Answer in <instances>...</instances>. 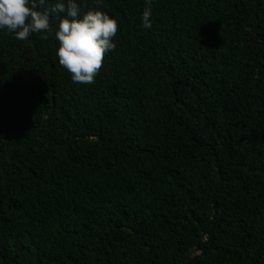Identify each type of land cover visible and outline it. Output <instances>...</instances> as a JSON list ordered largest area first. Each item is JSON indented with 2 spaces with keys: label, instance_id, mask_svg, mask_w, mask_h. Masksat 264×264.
I'll list each match as a JSON object with an SVG mask.
<instances>
[{
  "label": "trees",
  "instance_id": "trees-1",
  "mask_svg": "<svg viewBox=\"0 0 264 264\" xmlns=\"http://www.w3.org/2000/svg\"><path fill=\"white\" fill-rule=\"evenodd\" d=\"M77 3L91 84L0 32V264H264V0Z\"/></svg>",
  "mask_w": 264,
  "mask_h": 264
},
{
  "label": "clouds",
  "instance_id": "clouds-1",
  "mask_svg": "<svg viewBox=\"0 0 264 264\" xmlns=\"http://www.w3.org/2000/svg\"><path fill=\"white\" fill-rule=\"evenodd\" d=\"M153 2L144 0L140 13L146 29L151 28ZM50 18L56 20L55 55L59 65L74 84L93 83L105 54L115 48L116 19L99 10L82 12L77 0H0V32L10 33L17 40H26L34 33L45 34L46 39L52 32Z\"/></svg>",
  "mask_w": 264,
  "mask_h": 264
}]
</instances>
